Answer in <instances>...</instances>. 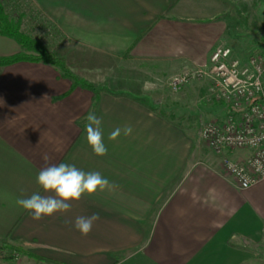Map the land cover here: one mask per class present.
Instances as JSON below:
<instances>
[{
	"label": "crops",
	"instance_id": "crops-1",
	"mask_svg": "<svg viewBox=\"0 0 264 264\" xmlns=\"http://www.w3.org/2000/svg\"><path fill=\"white\" fill-rule=\"evenodd\" d=\"M184 1L38 0L48 11L52 51L96 85L97 99L49 64L0 67V240L33 254V263L0 264H264V179L239 188L221 157L155 108L149 94L121 83L100 87L86 75L104 83L99 68L89 71L96 66L90 59L128 50L152 66L207 67L228 21L216 8L189 11ZM19 52L14 39L0 34V57ZM88 112L102 120L104 156L86 141ZM125 125H131L130 135L108 139ZM45 154L47 165L99 171L113 187L72 201L67 213L33 220L17 201L37 192L52 195L36 181ZM93 213L99 220L82 235L75 218Z\"/></svg>",
	"mask_w": 264,
	"mask_h": 264
},
{
	"label": "rangeland",
	"instance_id": "rangeland-1",
	"mask_svg": "<svg viewBox=\"0 0 264 264\" xmlns=\"http://www.w3.org/2000/svg\"><path fill=\"white\" fill-rule=\"evenodd\" d=\"M1 1L11 13L14 7L20 6L25 12L24 28L26 31L49 43L52 27H50L48 11L42 10L38 0ZM184 2H187L185 6L191 9L189 11L197 9L200 14L204 11L202 10L204 8H216L222 17H226L228 21L226 32L223 39L216 46L219 44L229 45L237 55L242 56L264 52V0H185ZM120 44L122 45V43ZM93 45L95 46V44ZM98 45L104 47L107 44ZM49 47L52 48L50 43ZM129 52L128 50L122 56L90 59L92 61H90V65L96 66L89 71L96 73V68H99L100 78L104 76L105 81L101 83V81L93 78L94 75L86 74L89 77L88 79H93L98 86H104L108 89L119 88L121 83L127 87L129 86V88H138L140 94H149L148 96L154 101L152 105L155 108L160 107L162 112L179 120L191 129L193 136L201 145L205 143L208 146L199 137V129L205 122L223 116L226 112L225 106L221 102H217L212 95L213 93L210 92L212 83L210 78L199 74L200 76H193L176 89L170 85V82L172 78L186 71H208L209 64L207 67L185 68L181 71L175 70V66L171 68L169 66L163 67L159 62L152 66L154 61L132 59ZM167 68H170L169 71ZM113 69L121 74L124 80L116 78L111 72ZM171 70L175 71L172 73ZM77 76L80 77V75ZM113 77L116 78V83H112ZM133 89L129 90V93L135 94L136 92ZM30 258L31 256L26 253H18L12 262L18 260L29 262ZM1 259L2 257L0 261ZM29 263L33 262L30 261Z\"/></svg>",
	"mask_w": 264,
	"mask_h": 264
},
{
	"label": "built area",
	"instance_id": "built-area-1",
	"mask_svg": "<svg viewBox=\"0 0 264 264\" xmlns=\"http://www.w3.org/2000/svg\"><path fill=\"white\" fill-rule=\"evenodd\" d=\"M209 66L205 72L178 74L170 85L176 89L199 74L210 78V92L226 112L205 122L199 137L221 157L236 185L245 189L264 179V52L242 56L229 45L219 44L209 56ZM235 150L245 154L230 157Z\"/></svg>",
	"mask_w": 264,
	"mask_h": 264
},
{
	"label": "clouds",
	"instance_id": "clouds-1",
	"mask_svg": "<svg viewBox=\"0 0 264 264\" xmlns=\"http://www.w3.org/2000/svg\"><path fill=\"white\" fill-rule=\"evenodd\" d=\"M86 141L96 156L107 154V146L104 143L102 120L94 112H88L85 117ZM132 133L131 125L123 128L117 127L110 134L109 140H116L121 134L128 136ZM46 166L37 174L36 181L46 193L41 195L33 193L27 198L18 199V205L32 215L33 220L39 221L43 217L52 216L55 213H67L71 210L72 201H79L83 196H93L97 192L111 190L113 184L99 171L85 172L74 164L60 162L47 165L49 157L43 156ZM99 216L93 213L90 216H77L74 228L82 235L87 236ZM122 264V262H121Z\"/></svg>",
	"mask_w": 264,
	"mask_h": 264
},
{
	"label": "trees",
	"instance_id": "trees-1",
	"mask_svg": "<svg viewBox=\"0 0 264 264\" xmlns=\"http://www.w3.org/2000/svg\"><path fill=\"white\" fill-rule=\"evenodd\" d=\"M25 12L16 6L12 13L9 12L0 0V34L14 39L20 46V52L9 57H0V67L20 61L41 62L56 67L60 74L72 81V86H82L93 90L94 101L97 99V89L93 83L78 77L67 62L56 55L49 47L47 41L26 31L24 28ZM0 253L2 259L13 260L18 253H26L32 257V253L25 249L24 245L14 244L8 240H0ZM0 257V258H1Z\"/></svg>",
	"mask_w": 264,
	"mask_h": 264
}]
</instances>
